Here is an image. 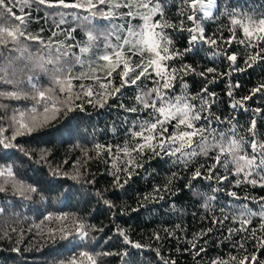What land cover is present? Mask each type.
<instances>
[{
  "label": "snow or ice",
  "instance_id": "1",
  "mask_svg": "<svg viewBox=\"0 0 264 264\" xmlns=\"http://www.w3.org/2000/svg\"><path fill=\"white\" fill-rule=\"evenodd\" d=\"M172 8L174 15H170ZM41 12L42 17L35 15ZM48 17L58 19L53 20L45 38L41 35L44 27L33 31L31 25L41 20L46 23ZM205 20H220L219 29L207 33ZM98 27L106 30L100 33ZM183 33H187V46L181 49L177 38ZM197 44L208 45L211 59L226 60L228 71L218 72L216 67L198 71L185 63L184 57ZM241 56L243 68L238 62ZM258 64L264 66V0H179L178 4L176 0H0V151L29 155L16 143L17 137L31 135L61 114L83 112L85 105L119 108L125 115L112 132L121 134V143L94 145L96 157L104 155L105 163L111 162L114 186L123 188L148 161L170 158L173 165L190 173L185 187L204 198L205 209L218 202L216 194L220 192L239 201L216 205L220 215H213L211 223L219 226L217 230L224 229L226 221L239 226L226 229L224 239L231 241L233 250L211 258L208 264H264V196L241 197L229 188L264 190V133L257 132L255 118L245 127L234 116L217 115L213 111L216 93L208 87L216 76L230 77ZM188 75L203 79L199 91L189 90ZM238 87L230 83L227 92L233 98V110L248 111L244 102L257 94L264 99V80L239 99L232 91ZM129 88L138 90L132 103L120 99ZM109 100L115 103L109 105ZM251 111L261 113L262 109ZM68 131L71 136L72 129ZM84 154L92 158L87 149ZM180 175L172 173L168 184L155 186L143 200H162L161 192H169L173 179ZM204 180L209 182L205 187L211 194L195 191L196 183ZM9 184L15 189L12 195L23 199L29 198L27 191H37L35 187L25 189L16 180L12 165H0V193L6 194ZM105 204L112 207L107 200ZM8 206L10 202L0 206V214ZM57 231L61 240L74 234L81 238L88 235L82 222L74 231ZM164 232L174 235L168 229ZM211 232L209 228L189 241L191 247L186 251H194V259L203 260L207 249L199 241L207 243L205 237ZM118 233L126 245L144 247L123 230ZM237 236L238 240L232 239ZM153 238L161 240L159 233ZM50 239L56 241L54 231H50ZM155 251L162 264H176L158 248ZM120 255L123 261L128 253ZM85 259L98 264L87 251L60 264H84Z\"/></svg>",
  "mask_w": 264,
  "mask_h": 264
},
{
  "label": "trees",
  "instance_id": "2",
  "mask_svg": "<svg viewBox=\"0 0 264 264\" xmlns=\"http://www.w3.org/2000/svg\"><path fill=\"white\" fill-rule=\"evenodd\" d=\"M174 14L175 8H172L170 15ZM35 15L42 17L44 13ZM56 19L58 17H48L46 23L41 20L33 23L31 28L39 31L44 27L46 31L41 35L47 38L50 35L47 29ZM220 24V20L204 21L209 34L216 32ZM96 30L103 33L106 29L98 27ZM186 37L187 33H183L177 38L179 48L187 46ZM238 50L243 52V49ZM184 62L197 67L198 71L207 67H216L218 72L228 71V62L219 57L211 59L208 45L204 44H197L192 52L187 53ZM238 62L243 68L242 56ZM185 80L192 92L199 91L204 84L198 75H188ZM261 80H264V66L259 64L244 72H233L230 77L216 76L215 82L208 84L210 91L216 93L213 111L222 117L234 116L245 127L255 118L257 132L264 133V99L261 94L244 102L248 111L241 108L233 110V98L227 95L230 83L239 84L238 88L232 89L233 96L239 99L249 95L250 90ZM145 83L151 87L150 82ZM177 87L179 90V85ZM137 91L135 88L126 89L125 96L120 99L132 103L131 98ZM108 103L112 105L115 101L109 100ZM255 108L262 109V112L253 113L251 110ZM124 115L116 107L97 109L85 105L83 112L77 110L67 116L61 114L31 135L17 137L16 143L29 155L16 150L0 151V165H12L16 180L22 182L25 189H37L36 192H26L28 199L21 198L19 194L13 196L15 189L11 184L8 185L6 194L0 193V206H6L10 202L6 212L0 214V264H60L81 251L92 254L98 264H124L125 261L127 264H162L156 255L157 248L165 258L175 260L176 264H208L211 258L226 256L233 250L231 241L224 237L228 235V227L235 228L239 225L226 221L224 229L217 230L219 226L211 223L213 215H220L217 203L228 205L232 198L226 192L217 193L218 202L214 201L213 207L205 209L202 207L204 198L194 196L185 187L190 173L183 170L182 166L173 165L170 158L152 159L145 163L144 169H138L139 175L133 176L123 188L114 186L111 162L105 163L104 155L97 158L94 145L121 143V134L118 132L114 135L112 128L120 126ZM69 128L72 129L71 136ZM84 149L88 150L91 159L85 156ZM201 162H204L203 157ZM223 171L222 168L221 172ZM174 172L181 173L180 178L173 179L169 192H161L164 197L162 200H143L145 195L152 193L155 186L163 188L168 184ZM73 176L79 178L72 179ZM208 183L206 180L196 183L195 191L211 194L210 189L205 187ZM229 188L241 197L264 196V190L259 188ZM105 200L112 207L105 204ZM49 216L52 218L47 219ZM80 222L86 226V237L74 234L67 240L59 238L58 229L74 231ZM253 223L256 224V221ZM177 225L180 227L177 228ZM209 228H212V232L205 237L207 243L199 241V245L206 248L207 253L203 260L200 257L194 259L195 252L186 251L191 247L189 241ZM118 229L123 230L130 240L139 242L144 247L136 249L126 245ZM164 229L170 230L174 235H167ZM50 231L56 234L55 242L50 239ZM155 233L160 234V241L153 238ZM232 239L238 240L239 237ZM247 246L251 251V242ZM14 248L19 251H13ZM125 251L128 255L122 261L120 254ZM105 252L112 255L105 256ZM84 264L90 262L85 259Z\"/></svg>",
  "mask_w": 264,
  "mask_h": 264
}]
</instances>
